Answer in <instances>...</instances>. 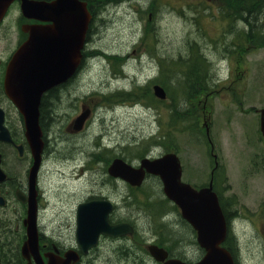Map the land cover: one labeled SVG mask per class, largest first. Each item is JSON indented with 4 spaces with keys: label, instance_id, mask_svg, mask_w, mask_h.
<instances>
[{
    "label": "rangeland",
    "instance_id": "rangeland-1",
    "mask_svg": "<svg viewBox=\"0 0 264 264\" xmlns=\"http://www.w3.org/2000/svg\"><path fill=\"white\" fill-rule=\"evenodd\" d=\"M86 1L91 4L86 58H80L72 80L52 98L45 127L41 186L46 214L95 193L120 200V190H128L107 173L115 156L135 164L145 156L175 152L183 179L192 182L207 183L217 163L215 180L237 258L241 264H264V138L259 128L264 16L249 33L237 35L251 41L238 48L231 43L232 15L240 14L237 0L228 1L225 28L211 19L203 0ZM11 7L8 18H15L19 9ZM7 36L6 51L14 46L15 33ZM154 84L164 88V98L155 96ZM82 106L89 115L75 130L68 125ZM129 190L145 210L131 200L113 216L131 221L136 239L147 231L168 235L180 243L182 253L189 248L192 258L199 249L192 231L181 221L171 228L159 224L161 213L172 209L162 202L159 179L149 176ZM0 232L11 235L7 242L13 240L10 209L0 210ZM115 254L110 250L105 257Z\"/></svg>",
    "mask_w": 264,
    "mask_h": 264
},
{
    "label": "water",
    "instance_id": "water-1",
    "mask_svg": "<svg viewBox=\"0 0 264 264\" xmlns=\"http://www.w3.org/2000/svg\"><path fill=\"white\" fill-rule=\"evenodd\" d=\"M11 1L0 0V14ZM20 9L28 18L47 22L29 26V36L13 53L5 75L7 94L24 115L26 137L35 149V160L29 172V187L33 188L42 145L37 122L41 94L65 82L77 69L89 13L81 0H21ZM153 88L156 96L165 97L160 85ZM88 113V109H83L69 126L80 129ZM259 127L264 137V108L259 110ZM7 135L6 129L0 126V139H9ZM146 171L160 177L165 195L178 205L181 216L196 230L197 241L205 254L195 264H234L230 251L221 245L226 237L227 223L211 182L195 189L181 181L179 158L173 152L154 159L143 158L139 168L119 157L114 158L108 167L110 175L121 177L132 185H140ZM4 178L0 169V181ZM111 208L112 203L107 199H94L78 205L76 238L83 249L93 245L100 233L117 236L132 232L127 224H108ZM35 211V203L29 200L25 220L27 239L23 248H37ZM157 252L163 257L166 255L161 249ZM164 264L185 263L170 259Z\"/></svg>",
    "mask_w": 264,
    "mask_h": 264
},
{
    "label": "flooded vegetation",
    "instance_id": "flooded-vegetation-1",
    "mask_svg": "<svg viewBox=\"0 0 264 264\" xmlns=\"http://www.w3.org/2000/svg\"><path fill=\"white\" fill-rule=\"evenodd\" d=\"M211 8V19L218 21V25L225 28L228 23L229 0H203ZM227 1V2H226ZM236 1V0H235ZM237 9L240 14H233L235 17L234 36L231 43L238 48L242 43H251L244 41V37L237 38L241 33H249L253 24L259 21L260 16H264V0H237ZM11 6L19 9V0H14L6 9L3 17L0 19V120L1 125L7 130L9 139H0V168L5 173V179L0 181V210L10 209L14 219V238L13 242H7L11 235L0 232V261L2 264H163L168 259H177L185 264H195L203 255L204 251L199 249L192 253L185 248V254L182 253L183 247H180L177 240L168 235L160 237L157 233L149 231L143 232L136 239L135 233L123 234L116 237L100 234L94 245L84 250L76 239V215L78 205L86 199L99 198V194L93 196H84L80 200L69 202L59 212L46 214L48 200L43 195L41 186L42 168L47 159V137L45 127L50 118L51 110V91H61L66 85L61 84L53 89H49L41 96L38 106V125L41 129V150L37 171L36 185L34 188L28 186V173L35 160L34 147L26 137L25 120L23 114L19 111L13 101L9 98L5 87V72L7 63L15 49L26 39L27 24L36 21L25 19L21 14L15 18H8ZM256 21V22H255ZM15 27H11V25ZM219 31H222L219 27ZM15 33L14 46L6 51L3 49V42L8 40V33ZM240 38V37H239ZM247 39H249L247 37ZM217 169V163L214 168ZM211 172V171H210ZM183 179V177H182ZM193 187L200 188L203 184L185 180ZM103 197V196H102ZM32 198L37 208L36 226H37V249H22V244L26 240L27 203ZM44 201V202H43ZM87 201V200H86ZM115 208L109 215V223H130L127 218L122 216H113V213L119 205L125 203V197L120 196V200L113 198ZM117 212V211H116ZM46 214L47 220L44 221L43 214ZM139 215V214H137ZM177 221H181L179 212L172 207L171 210L163 211L159 224L168 223V227L176 226ZM165 225V224H164ZM193 236L195 232L190 227ZM11 246L8 243H11ZM105 245V248L101 246ZM149 245L164 248L167 251L163 258L160 252L154 255L149 249ZM113 250L114 257L106 258L109 251ZM108 259L110 261H108ZM117 259V260H116ZM116 263L115 261H118Z\"/></svg>",
    "mask_w": 264,
    "mask_h": 264
},
{
    "label": "trees",
    "instance_id": "trees-1",
    "mask_svg": "<svg viewBox=\"0 0 264 264\" xmlns=\"http://www.w3.org/2000/svg\"><path fill=\"white\" fill-rule=\"evenodd\" d=\"M95 1V0H93ZM109 1H114V0H109ZM91 5V4H90ZM84 53V52H83ZM52 95H54V92H55V89H53L52 91ZM128 94V93H126ZM55 97H56V94H55ZM222 207L224 208V211H225V207H224V204L222 202ZM227 214V212H225ZM226 218H227V215H225ZM230 242V243H229ZM225 246H227V248L235 254L236 252V249H237V246H235V242L233 241V236L231 234V230L230 228L228 227V232H227V235H226V239H225Z\"/></svg>",
    "mask_w": 264,
    "mask_h": 264
}]
</instances>
